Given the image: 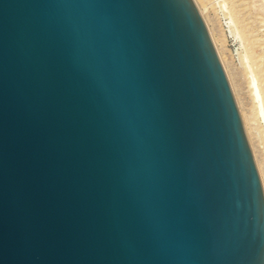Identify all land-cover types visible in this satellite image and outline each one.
Segmentation results:
<instances>
[{
	"label": "water",
	"instance_id": "obj_1",
	"mask_svg": "<svg viewBox=\"0 0 264 264\" xmlns=\"http://www.w3.org/2000/svg\"><path fill=\"white\" fill-rule=\"evenodd\" d=\"M0 264H264L194 0H0Z\"/></svg>",
	"mask_w": 264,
	"mask_h": 264
},
{
	"label": "rangeland",
	"instance_id": "obj_2",
	"mask_svg": "<svg viewBox=\"0 0 264 264\" xmlns=\"http://www.w3.org/2000/svg\"><path fill=\"white\" fill-rule=\"evenodd\" d=\"M194 1L214 46L222 50L264 191V0Z\"/></svg>",
	"mask_w": 264,
	"mask_h": 264
},
{
	"label": "bare ground",
	"instance_id": "obj_3",
	"mask_svg": "<svg viewBox=\"0 0 264 264\" xmlns=\"http://www.w3.org/2000/svg\"><path fill=\"white\" fill-rule=\"evenodd\" d=\"M205 8V7H204ZM203 13V12H202ZM202 13L200 12V14H201V16H202ZM213 40V39H212ZM212 42H214V41H212ZM216 45V44H215ZM215 47V46H214ZM215 50H216V52H217V55H218V57L219 56H221L220 54H221V48L220 47H215ZM219 59H220V57H219ZM221 61V60H220ZM222 64V63H221ZM223 66V65H222ZM224 67V66H223ZM250 143V142H249ZM257 166V165H256Z\"/></svg>",
	"mask_w": 264,
	"mask_h": 264
}]
</instances>
